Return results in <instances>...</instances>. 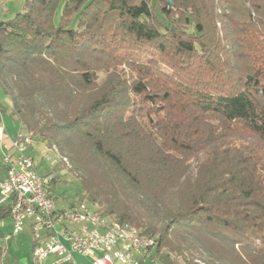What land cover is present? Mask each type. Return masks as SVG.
Returning a JSON list of instances; mask_svg holds the SVG:
<instances>
[{
    "label": "trees",
    "instance_id": "obj_1",
    "mask_svg": "<svg viewBox=\"0 0 264 264\" xmlns=\"http://www.w3.org/2000/svg\"><path fill=\"white\" fill-rule=\"evenodd\" d=\"M62 1L0 17V87L79 203L163 264H264V0Z\"/></svg>",
    "mask_w": 264,
    "mask_h": 264
},
{
    "label": "built area",
    "instance_id": "obj_2",
    "mask_svg": "<svg viewBox=\"0 0 264 264\" xmlns=\"http://www.w3.org/2000/svg\"><path fill=\"white\" fill-rule=\"evenodd\" d=\"M32 143L31 136L21 135L12 146L17 155L3 154L6 174L0 178V204H11V236L21 234L31 221L34 262L40 264L55 255V264H79L78 254L91 264H141L155 249L156 239L85 201L60 208L51 196L52 178L40 174L37 161L25 154Z\"/></svg>",
    "mask_w": 264,
    "mask_h": 264
},
{
    "label": "crops",
    "instance_id": "obj_3",
    "mask_svg": "<svg viewBox=\"0 0 264 264\" xmlns=\"http://www.w3.org/2000/svg\"><path fill=\"white\" fill-rule=\"evenodd\" d=\"M8 99H10L9 106H6V104L3 105V102L0 101V107L3 106L5 108V112L4 114H2L0 119V178H3L6 174L5 167L2 163L3 154L10 153L13 155H17L16 149L12 147L14 140L21 135L29 134L25 127L13 115L12 101L10 97ZM8 111H10V114L8 115L7 119L5 118V120L4 116ZM35 141L36 138H33V143L29 147H34L36 146L35 144L40 145L39 141L38 143H36ZM42 145H44V147L47 149L45 143L41 142V147ZM29 147L26 149V151H28ZM73 204L76 203L70 202L66 206L64 205L59 207L66 208L72 206ZM1 229L2 233L0 234V264H37L33 260V249L36 243V239L31 228L30 220L27 222L25 230L17 236H11V218H8L1 222ZM154 256L155 253H153L152 250L149 255L141 259V264H145L148 257L153 260V264H156L158 261L161 262L160 260L155 259ZM56 258L57 257L55 255H50L40 264H55ZM75 259L79 264H91L88 258L82 257L78 254L75 255ZM115 264L121 263L117 262Z\"/></svg>",
    "mask_w": 264,
    "mask_h": 264
},
{
    "label": "rangeland",
    "instance_id": "obj_4",
    "mask_svg": "<svg viewBox=\"0 0 264 264\" xmlns=\"http://www.w3.org/2000/svg\"><path fill=\"white\" fill-rule=\"evenodd\" d=\"M25 0H0V17L2 18H10L14 16V14L20 11L23 8ZM64 1V0H63ZM62 1V2H63ZM62 7V5H61ZM60 8L57 11L56 16L59 17ZM9 97L2 91L0 88V101L3 102V105L9 106L10 99ZM10 111L5 113L4 119L8 117ZM5 119V120H6ZM234 141H239L240 138L248 139L249 136L243 131H233ZM241 140V139H240ZM38 139L36 138V143H38ZM233 141V142H234ZM39 144H35L34 147H29L28 151L25 152L26 155L33 157L38 164V172L42 175L49 176L51 178L57 177L56 183V202L58 206H66L70 202L78 203V192L80 191V184L76 178V176L68 170L69 164L66 162L67 167H63L62 162H60V158L58 153L53 150L46 149L44 145L41 147V142ZM65 161V160H64ZM89 205H91L88 201ZM93 208L96 209L97 206L92 205ZM151 219L158 223V225H163L165 222L166 211L164 209H156V211H150ZM155 253V250H153ZM149 257L146 259L145 264H153ZM162 262H157L156 264H161ZM163 264V263H162Z\"/></svg>",
    "mask_w": 264,
    "mask_h": 264
},
{
    "label": "water",
    "instance_id": "obj_5",
    "mask_svg": "<svg viewBox=\"0 0 264 264\" xmlns=\"http://www.w3.org/2000/svg\"><path fill=\"white\" fill-rule=\"evenodd\" d=\"M170 3H171V1H170Z\"/></svg>",
    "mask_w": 264,
    "mask_h": 264
}]
</instances>
